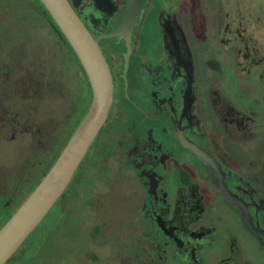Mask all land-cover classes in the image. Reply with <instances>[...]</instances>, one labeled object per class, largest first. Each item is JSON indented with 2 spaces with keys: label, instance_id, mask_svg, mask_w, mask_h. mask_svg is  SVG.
I'll list each match as a JSON object with an SVG mask.
<instances>
[{
  "label": "flooded vegetation",
  "instance_id": "1",
  "mask_svg": "<svg viewBox=\"0 0 264 264\" xmlns=\"http://www.w3.org/2000/svg\"><path fill=\"white\" fill-rule=\"evenodd\" d=\"M68 1L98 39L114 85L106 121L74 174L80 172L85 190L81 211L88 241L86 251L72 252L70 264H113L111 247L119 248L118 264H152L155 256V264H210L207 256L215 248V264H264V164L257 166L264 163V0H194L191 14L189 0H144L133 17L134 0ZM201 2L214 7V26ZM23 4L39 36L26 46L11 43L5 38L12 31L3 28L11 14L0 12V109L13 98V107L34 102L35 114L50 94L68 98L65 70L75 62L91 95L83 93L87 108L76 128L93 98L86 71L43 2ZM164 4L168 13L155 33L144 17L149 6ZM41 20L54 28L51 49ZM62 55L70 61L58 65ZM69 100L72 114L77 102ZM11 114L6 118L15 124ZM9 128L0 130V139H16L18 130ZM96 159L98 166L86 164ZM5 169L0 166L1 173ZM72 180L57 201L78 210ZM122 206L130 216L120 213ZM115 213L119 222L110 217ZM211 215L221 220L216 224ZM104 223L121 231L99 237ZM250 239L257 257L245 253Z\"/></svg>",
  "mask_w": 264,
  "mask_h": 264
},
{
  "label": "rangeland",
  "instance_id": "2",
  "mask_svg": "<svg viewBox=\"0 0 264 264\" xmlns=\"http://www.w3.org/2000/svg\"><path fill=\"white\" fill-rule=\"evenodd\" d=\"M235 1L237 0H228L230 3H234ZM205 2L211 1L207 0ZM205 2H201V5L205 9L207 24L209 26H214V19L217 15L216 11L214 7L211 5L209 6ZM189 3V6L185 5V8L189 14H191L194 11L193 8L196 7L194 5V0H189ZM166 7H168L167 4H164V7L161 9L158 8V6H149L147 15L144 17V24L152 28L155 33H157L161 25V17L164 13H168L165 9ZM23 9L29 10V8L23 4V0H0V12L8 10L7 13L11 14V17L6 19L7 23L3 25V28L5 31L11 30L12 32L8 33L11 34L12 37H7L5 39H8L11 43H23L24 46H26L27 43L34 42L39 34H36L34 29L33 31L31 30V20L26 13L23 12L25 11ZM178 20L180 21V19ZM14 23H17L18 26ZM40 24L43 28L42 36L45 37L47 41L46 47L51 49L55 42H57L53 34L54 28L49 24L43 25V20L40 21ZM191 27L195 29L193 24H191ZM44 30L46 33H44ZM188 32L189 35L192 34L189 29ZM203 33L204 30H201V34ZM51 34H53V36ZM207 35L208 34H206V36ZM55 47L59 50L60 44L56 43ZM20 53L22 55L24 54L22 51H20ZM69 61L70 59H68L67 55H62L59 58L57 57L58 65L60 62L63 65ZM48 65L47 63L46 66ZM0 67H2L1 64ZM79 70V64H75V62L72 63L69 71L65 70V75H67L70 80L69 89L71 92L67 94L68 98H66V96L58 98L55 97L54 94H50L52 97L48 98L46 96L44 102L42 101L38 105L39 108L35 114L33 112L34 102L26 104L17 103L16 105L18 107H13V103L16 101L13 98L10 99V101L7 99L9 103L5 104L4 108L0 109V114L4 117L0 120V130L3 128L10 129L9 127L11 126L18 130L16 139H0V166L6 168V173L5 170L2 173V170H0V192L3 193H0V227L35 188L38 184L37 178L40 177L41 179V177L47 173V170H49L55 162L63 145L75 128L74 125L77 123V119H79L86 110L87 98L83 97V93L87 89L90 99V86L87 79L81 81L84 76L78 75ZM2 75L4 76V74ZM65 88L64 84L63 90ZM39 97L40 96H38V98ZM69 99H73L74 102H77L78 109L72 114H69V109H67L68 105L72 104ZM254 104L257 105L256 102H254ZM6 109L8 110V114H6ZM11 112L15 114V124H12L6 118L8 115L9 117L12 116ZM20 130L28 134L22 135L23 133L21 134ZM9 136L10 135H7L8 138ZM248 162L251 167L252 159H248ZM86 164L99 165L97 159L94 161L88 160ZM263 164L264 163L261 162L257 166L260 167ZM257 166L254 168H257ZM14 169L17 172L13 173ZM74 179L75 181L69 187V191L73 194L72 203L77 202L78 204V210H76V206L72 207L73 205L68 204L66 201H57L43 221L36 227L18 249L17 253L14 254L13 258L6 264H70L71 257L75 255L72 254V252L79 254L86 251L85 246L88 241L86 238L87 230L83 223L81 211V203L85 197V190L82 189L80 183V172ZM17 183L23 184V186L17 188ZM210 205L214 212L212 204ZM4 206H9V209L4 208ZM120 213L122 215H128V211L124 206L121 207ZM119 216L120 215L116 213L110 215V217L115 218L117 222H119ZM210 218L216 224L221 220L216 219V215H211ZM125 221L127 220H124V222ZM102 226V231L100 230L99 234H96L99 237H105L106 233L112 229H115L117 232L121 231L111 223H104ZM122 239L125 240L123 236ZM150 241V238H145V243ZM216 241V247H221L222 242L220 240ZM254 246L257 245L250 239V244L245 250V253L250 252V257H253V255L257 257L256 252L252 251ZM100 248L102 250L101 246ZM93 249L98 250L96 247H93ZM108 251L109 257H112L113 264H118L120 260L122 261L117 253L119 248L111 247ZM219 254L220 251L217 250V248L213 249L209 252L207 261L211 262L210 264H215L214 259L218 257ZM171 255L172 253H170V257ZM157 259L158 257H153L151 261L152 264H155V262L158 261ZM94 264H97V262ZM169 264L173 263L169 261Z\"/></svg>",
  "mask_w": 264,
  "mask_h": 264
},
{
  "label": "water",
  "instance_id": "3",
  "mask_svg": "<svg viewBox=\"0 0 264 264\" xmlns=\"http://www.w3.org/2000/svg\"><path fill=\"white\" fill-rule=\"evenodd\" d=\"M65 34L90 81L93 98L59 156L27 198L0 228V264H6L66 191L106 121L113 101V79L95 38L68 0H41ZM144 0H134L131 15Z\"/></svg>",
  "mask_w": 264,
  "mask_h": 264
},
{
  "label": "trees",
  "instance_id": "4",
  "mask_svg": "<svg viewBox=\"0 0 264 264\" xmlns=\"http://www.w3.org/2000/svg\"><path fill=\"white\" fill-rule=\"evenodd\" d=\"M65 194V193H64ZM64 194L60 197V198H62L63 196H64ZM4 208H6V209H9V206H4ZM10 213V212H9ZM3 224V223H2ZM17 253V252H16ZM15 253V254H16ZM14 256V255H13ZM13 256L11 257V258H13ZM11 258L9 259V261L11 260Z\"/></svg>",
  "mask_w": 264,
  "mask_h": 264
}]
</instances>
